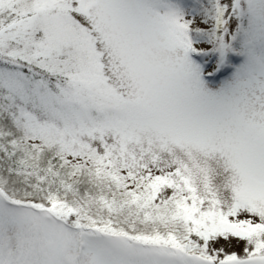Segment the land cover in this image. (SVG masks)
<instances>
[{"label": "snow or ice", "instance_id": "1", "mask_svg": "<svg viewBox=\"0 0 264 264\" xmlns=\"http://www.w3.org/2000/svg\"><path fill=\"white\" fill-rule=\"evenodd\" d=\"M0 264H264V0H0Z\"/></svg>", "mask_w": 264, "mask_h": 264}]
</instances>
